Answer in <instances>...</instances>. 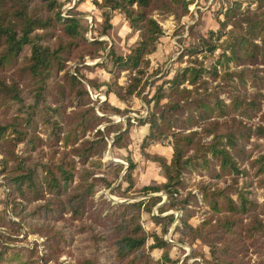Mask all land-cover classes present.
<instances>
[{
  "label": "trees",
  "instance_id": "16d2710c",
  "mask_svg": "<svg viewBox=\"0 0 264 264\" xmlns=\"http://www.w3.org/2000/svg\"><path fill=\"white\" fill-rule=\"evenodd\" d=\"M191 1L93 0L103 17L99 32L111 27L116 9L139 32L126 55L112 46L107 52L117 68L113 81L102 83L108 95L123 101L143 92L140 75L123 84L119 71H144L139 66L162 31L154 12L179 17ZM255 1L254 7L239 2L228 5L219 19L220 29L189 47L190 54L220 48L210 66L193 57L157 85L149 98L145 96L153 105L146 115L136 117L138 123L149 124L140 149L158 161L163 179L143 184L139 191L144 197L110 204L105 197L93 196L98 184L110 185L124 166L102 161L106 137L115 132L113 144H117L132 122L127 116L123 128L121 122L104 116L109 108L126 112L108 99L98 105L100 110L106 106L102 114L96 111L98 100L90 94L78 66L71 71L66 63L72 55L98 56L105 41L86 36L81 11L63 15L61 0H0V108L10 110L0 121V171L6 195L13 200L12 208L18 206L16 213L24 220L26 232L44 236L45 245L38 255L35 248L9 246L1 239L0 264H47L74 232L82 234L89 249L80 264H147L148 234L140 212L150 211L165 233L177 214H162L169 208L179 212L180 223L173 227L180 239L190 233L210 245L211 258L203 257L205 264H243L238 253L245 249V241L264 235V200L256 196L257 188L264 190V71L259 66L264 64V0ZM257 112L262 118L254 123L251 119ZM100 123H105L102 128ZM196 124L200 128H193ZM168 135L170 158L145 150ZM126 158L123 179L128 185L123 192L135 183V161ZM194 175L201 177L194 179ZM159 190L168 198L161 205L162 196L154 193ZM192 216L198 217L196 224L190 221ZM151 236L150 246L164 250L160 264H177L168 255L174 243L158 232Z\"/></svg>",
  "mask_w": 264,
  "mask_h": 264
},
{
  "label": "rangeland",
  "instance_id": "374dc122",
  "mask_svg": "<svg viewBox=\"0 0 264 264\" xmlns=\"http://www.w3.org/2000/svg\"><path fill=\"white\" fill-rule=\"evenodd\" d=\"M62 14L67 15L71 11H81L79 15L86 25V36L88 38L96 37L97 39H103L105 42L104 50L96 57H91L89 55H84L82 58L72 55L67 61V66L71 71L74 70V66H78V73L86 84L88 90L92 97L97 101L95 104V109L100 114L98 105L102 103L105 99H108L112 104L124 107V113L114 112L109 110L103 112L104 116L109 119H113L115 122H121L123 128L128 124L126 122L127 116H130L132 125L128 128V131L123 135V137L113 144L114 133L111 132L107 135V145L102 154V161L107 165L111 162H121L124 166L119 170V174L116 177H110L112 180L110 185H105L100 183L96 186L94 191V198L98 199L100 197H105L110 201V204L131 202L137 200L145 195L141 194L139 189L145 183L154 181L160 182L163 179L162 169L158 161L151 158H147L140 149V144L142 142V137L144 133L148 131L149 124L138 123L136 117L146 115L153 105V101L149 104L146 101V97H150L157 85L163 83L164 80L172 77L176 68L182 67L190 63L189 60L193 57H197L198 60L202 61L204 66H210L214 57L220 51V48H216L213 52H208L200 50L189 53V47L195 44L199 38L209 37V32L211 30L218 31L220 29L219 19H223V12L228 5H233L239 2L242 7L250 6L254 7L256 4L255 0H192L188 4L187 11L179 17L174 16L171 13H157L154 12V16L158 19L160 25L162 26V31L157 39L154 48L144 55V59L140 64V68L144 71L142 73L136 72L135 70H121L119 71L118 80L120 83L125 84L129 77L132 75H140L141 82L145 84V89L142 93H133L129 95L125 100H120L113 93L109 95L106 93V87L104 82L113 81L115 75L117 74V68H114L112 58L107 55L110 47L112 46L116 53L126 55L130 51V47L136 44L139 39V32L137 29L130 27L129 21L126 18L125 13L122 10H114L111 15V27L107 29L106 32H99L100 21H102L101 9L93 2V0H61ZM228 24L225 29L229 28ZM59 28L56 31L59 32ZM224 35L221 37V39ZM217 41V40H215ZM259 66L262 67L264 71V64L260 63ZM9 73V72H7ZM213 80V79H211ZM217 80V79H216ZM215 80V81H216ZM100 83V86L96 87L94 83ZM24 83V82H22ZM182 85L191 86L184 82ZM165 84L164 87H167ZM221 96L227 99V93L223 90L220 91ZM163 98L161 100L165 101ZM71 108V107H69ZM9 109L0 108V121H4L9 115ZM262 117L258 115V112L252 116L251 121L258 122ZM105 123H100L98 126L103 127ZM193 128H200L199 125H194ZM88 136V134L86 135ZM251 139H255L251 136ZM258 139V138H257ZM171 136H167L164 139L148 144L145 150L152 153H164L165 148L171 150ZM249 146V144H248ZM163 151V152H161ZM133 158L135 161V166L132 170L135 183L129 191H121L128 184L125 179H123V174L127 168V156ZM167 156L168 158L171 157ZM0 153V159H1ZM98 175H104L102 172H98ZM194 179H199L201 175H194ZM202 177L208 178L207 175ZM222 179L218 183L222 184ZM120 185V189L116 188V185ZM191 188L192 191L198 193L197 189ZM6 186L4 185L3 174L0 171V240L9 246H29L36 249V253L45 251L44 236L39 233H27L24 220L20 219V215L16 213L18 206L12 208L13 200L7 197L5 192ZM257 198L259 201L264 200V190L257 188ZM162 196V200L158 205H161L167 201V194L162 191L154 192ZM199 194V193H198ZM157 206H153L152 212L157 214ZM206 207L205 205L203 208ZM202 207L199 212L204 215L205 212L202 211ZM176 218L171 224L168 225V229L165 233L161 231V226L158 225L152 218L150 211L140 212V222L145 229L147 236V253L150 260L147 264H160L163 257V248L151 247L153 242L151 236L152 233L158 232L163 235L168 240L172 241L174 245L168 248V255L177 264H205L203 257L210 259V245L200 239L193 237L190 233L183 237V240L178 237V232L174 230V225L179 222V212L177 210L169 208L162 214L168 212H175ZM201 214V215H202ZM65 215H69L65 213ZM200 215V216H201ZM14 221V222H13ZM61 222V220H58ZM190 221L194 224L198 221V217L192 216ZM245 249L238 253L243 264H264V235H260L256 239H247L245 241ZM218 244L220 242L218 241ZM8 253V252H7ZM89 253L85 242L82 240V234L74 232L73 238L65 245L58 246L56 252L52 255H56L55 259H50L47 264H80L79 260L85 254ZM51 255V256H52ZM182 261L184 263H182ZM106 264H111L107 262Z\"/></svg>",
  "mask_w": 264,
  "mask_h": 264
},
{
  "label": "crops",
  "instance_id": "0c3cea01",
  "mask_svg": "<svg viewBox=\"0 0 264 264\" xmlns=\"http://www.w3.org/2000/svg\"><path fill=\"white\" fill-rule=\"evenodd\" d=\"M163 152V151H161ZM164 153L167 155V156H170L171 155V150L169 148H165L164 149Z\"/></svg>",
  "mask_w": 264,
  "mask_h": 264
}]
</instances>
